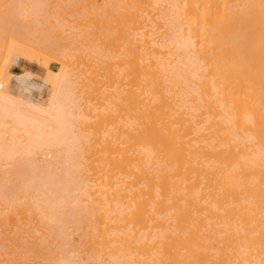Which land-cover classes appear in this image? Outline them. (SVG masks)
<instances>
[{
    "label": "bare ground",
    "instance_id": "obj_1",
    "mask_svg": "<svg viewBox=\"0 0 264 264\" xmlns=\"http://www.w3.org/2000/svg\"><path fill=\"white\" fill-rule=\"evenodd\" d=\"M86 1L82 6V0H21L30 25L25 41L40 57L60 60L67 54L63 50L72 52L68 45L65 50V36L58 39L54 34V43L50 37L55 36L49 35L57 28L47 33L54 24L44 32L33 23L43 20L44 12L49 16L42 24L60 17L73 31L71 23L90 20L87 27L96 26L99 34L94 26L89 28L95 34L82 32L88 37L87 51L94 56L91 38L98 35L107 49L103 62L109 70L119 69L112 114H103L106 106L97 116L92 114L87 104L96 98L92 72L83 70L90 76L83 77L81 85L80 59L71 70L63 59L65 64L57 60L64 65L60 70L48 68L44 83L50 82L52 93L46 104L41 102L42 83L1 49L17 45L18 32L4 19L18 7L0 11V164L26 168L29 174L20 173L23 183L14 194L27 191L21 202L27 210L32 207L31 216L26 214L28 226L33 225H26L31 236L23 235L29 242L27 260L20 258V263L264 264V0ZM94 63L87 65L91 69ZM7 72L16 78L7 79ZM27 79L31 86L25 84ZM10 81L17 94L9 92ZM90 118L98 121L91 123ZM35 150L51 159H36ZM15 178L9 179L14 191L18 175ZM3 180L0 208L5 204L10 209L17 197L12 202L8 195V203ZM56 187L61 193L54 199L50 193ZM7 207L8 213L0 209L5 216ZM20 207H13L11 214ZM58 211L71 213L65 220L69 226L61 224L70 239L79 229L83 233L79 246L72 245L70 252L59 244L55 254V243L48 239L51 246L44 245L48 237L43 240L40 232L62 214ZM11 230L1 231H8L9 238ZM1 238L0 264H10L5 242L13 239ZM15 239L17 248L23 247L18 236Z\"/></svg>",
    "mask_w": 264,
    "mask_h": 264
},
{
    "label": "rangeland",
    "instance_id": "obj_2",
    "mask_svg": "<svg viewBox=\"0 0 264 264\" xmlns=\"http://www.w3.org/2000/svg\"><path fill=\"white\" fill-rule=\"evenodd\" d=\"M9 0H0V11H6L7 12V10H9V9H11V8H13L15 5V7L14 8H17L18 10H16V12H15V14L14 15H9V11H8V15H7V18L6 19H4V21H7V22H5L6 23V25H8V24H10V26L15 30V31H17L18 32V42H17V45H13V44H10V43H8V44H6V46H5V48H1L2 49V51L5 53V54H7L9 57H12L13 58V61L15 62V63H18V64H20V65H22V66H24L25 68H27V69H31V74H30V77L32 78V79H34L35 81H37L38 83H42V87L39 89V91H40V94H41V98H40V101L41 102H43L44 104H46L47 102H48V100H49V96L51 95V93H52V85L50 84V82H45L44 83V78H47V74H46V72H47V70H48V68L50 67V68H52V70L53 71H58V70H60L61 69V67H62V63H60V62H57V60H55V58H54V60H53V58H51V57H48V58H45V57H40L39 55H37V54H35L34 52H32L29 48H28V46H27V43H26V41H25V33H26V31H27V28H28V30L30 29L28 26H30V25H27V24H29V22H28V20H27V17H26V15L24 14V11H23V8H24V4H22L20 1L21 0H11V1H9ZM37 1V0H36ZM38 1H40V0H38ZM82 1H84V3L83 2H81V5H82V3L84 4V5H82V6H86V3L85 2H87L86 0H82ZM17 2H19V3H17ZM78 2H79V0H78ZM80 3V2H79ZM18 4V5H17ZM98 7H100V1L98 2ZM13 11V10H12ZM6 12H5V14H6ZM2 13H4V12H2ZM11 13V12H10ZM42 13V12H41ZM45 13V12H44ZM43 13V15L42 16H44V18H43V20H42V18L41 19H39L38 20V22H36L39 26H37L36 25V23L34 22L33 24L35 25L34 27L35 28H38V30H40V31H43L44 30V32H46L47 30L46 29H52V27H53V29L52 30H49V31H47V33L49 34L50 33V31H53L54 29H56L57 28V31L55 32V31H53L52 33H51V35H49V36H55L56 34H59L58 35V39H60V37H62L63 38V36H65L64 38H65V40L64 39H62L63 41H65V42H67V41H69V40H71V41H69V42H67V43H69V44H67V43H65V42H63L62 44L64 45V47L65 48H67V45L68 46H70V47H68V48H70L69 50H71L72 52H74L73 53V55H72V52L70 53V51H69V53L68 52H66V51H64L63 49V53L65 54V53H67V54H65L66 56H62L61 57V62H63L62 61V59L64 60V62L66 63V61H67V64L65 65V67L67 66V68H69L70 70L73 68V65L75 66V63L77 62V64H79L81 61H82V66L81 65H78L77 67L78 68H80L79 70L80 71H82V72H79V70H78V68H77V70H78V72L76 71V68L74 67V69H75V71L79 74V76H81L80 74H84V76H81L82 77V79L81 78H79V81L78 80H76V82L78 81V82H80V79L82 80V82H80L81 83V85H82V83H83V80L87 77L88 78V76H90V75H88V74H90L91 72V77H92V81L90 82V84H91V86H93V88H94V90H95V96H96V98H95V100L94 101H88L87 102V104H88V106H89V108H91V109H93V115L95 116H97L98 114H99V112H101L100 110H102V108L104 107V106H106L107 108H108V111L106 112H104L103 114H107V113H109V114H112L111 112H112V102H113V100H117V98H116V96H117V93H119V83H118V77H120L119 76V74H117L118 72H119V69L115 66L112 70H109L108 68H107V66H106V64L103 62V58L106 56V52H107V49L106 48H103L102 47V44H101V40H99L98 38H97V36H95L94 38H91V39H94V47H93V53H94V56H92V54H90L89 52L91 51V49H90V47H88V46H90L89 45V42H88V37H86L85 38V36L86 35H90V32L91 33H93L94 31H95V29H96V26H94V25H89V26H91V27H93L92 28V30L94 29V31H91V29L89 28V26L87 27V23H86V21H90V20H86V19H83L84 17H82V15L81 16H79V17H82V19L83 20H81L80 19V22L81 23H79V20H76L77 21V23L78 24H76V21H75V17L73 18V20L72 21H75V24H72L71 23V26L72 25H74V26H72V28L74 29V27L77 29V30H79L78 32H80L79 33V35L81 36H78V32H77V36L75 37L74 36V34H75V31H76V29H75V31H73V30H71V27H70V29L69 28H66V27H68L67 26V21H66V23H65V19L63 20L62 18V20L63 21H61V19H59V18H57L56 17V19H57V21H56V19L54 18V17H52L51 19H49V23H46L47 22V20L45 19V18H47L49 15H47L48 13L46 12L45 14ZM0 15H1V12H0ZM40 15V17H42ZM47 15V16H46ZM4 16V15H3ZM86 18V17H85ZM56 21L55 23H53L54 22V20ZM71 19V18H70ZM42 20V21H41ZM52 20H53V22H52ZM84 20H85V23H84ZM9 21V22H8ZM44 21H46L45 23L48 25V26H46V24H44L46 27H48V28H45V27H43L44 25L42 24V22H44ZM40 22V23H39ZM58 22V23H57ZM64 22V23H63ZM91 22V21H90ZM61 24L60 26L62 27V29H61V27L59 28V25L58 24ZM86 25H84V24ZM51 24H54L53 26H51ZM69 24V23H68ZM80 24V25H79ZM90 24H92V23H90ZM40 25H42L41 27H40ZM79 25V27H83V29L82 28H80L81 29V31H80V29H78L77 28V26ZM9 26V25H8ZM51 26V27H50ZM63 27H64V29H63ZM87 29H86V28ZM43 28H45V29H43ZM68 29V31L66 30V29ZM60 31H59V30ZM89 29V30H88ZM37 30V29H36ZM37 30V32H39L41 35H42V33H43V35H46L44 32H40V31H38ZM71 30V31H70ZM97 30H99V29H96V32H97ZM101 30V29H100ZM72 32L73 31V33H71L72 35H73V38H72V35H70V32ZM89 31V32H88ZM55 32V33H54ZM60 32H61V34H60ZM64 32H65V34H64ZM82 32H86V33H82ZM96 32H94V34L96 33ZM100 33H102L101 31H99ZM48 34L46 35V36H48ZM55 34V35H54ZM84 34H86V35H84ZM97 34H99L98 32H97ZM61 35H63V36H61ZM67 35H68V37H67ZM83 35V36H82ZM92 35V34H91ZM60 36V37H59ZM56 37L57 36H55V37H50V39L51 40H53V42L55 43L56 41H57V39H56ZM69 37H70V39H69ZM91 37H93V36H91ZM53 38H55V40L56 41H54V39ZM67 39V40H66ZM74 39V40H73ZM81 39H84V40H81ZM90 39V37H89V41L91 40ZM61 40V41H62ZM86 40V41H85ZM60 41V40H59ZM80 41H83V42H80ZM85 41V42H84ZM74 42V43H73ZM88 42V44L87 45H85V43H87ZM61 43V42H60ZM80 44V45H78V44ZM81 43H84V44H81ZM62 44H57L58 45V47H60V50H61V48H63V46H59V45H62ZM71 44V45H70ZM74 44V45H73ZM91 44V43H90ZM93 44H91V45H93ZM73 45V46H72ZM82 45V48L80 47ZM87 46V47H85V46ZM77 46H78V48H77ZM68 48L67 49H65V50H67L68 51ZM77 49V51L79 52V54L77 53V51H76V49ZM81 50H80V49ZM87 48V49H86ZM58 49V48H57ZM73 49V50H72ZM75 49V50H74ZM87 50H89V52L87 51ZM76 52V53H75ZM87 52V53H86ZM61 53V52H60ZM80 53H82V54H80ZM86 53V54H85ZM64 54H62V55H64ZM59 55H61V54H59ZM68 55V56H67ZM76 55V56H75ZM81 55V56H80ZM86 55V56H85ZM92 56L93 57V59H92V61H91V64L93 63V62H95L94 64H93V68H92V66H91V69L89 68V66L88 65H91L89 62H90V60H89V56ZM73 56L74 57V60L73 61H71L72 59H73V57L71 58V57ZM81 57V58H78V57ZM84 58H83V57ZM71 58V59H69V58ZM76 57V58H75ZM65 58V59H64ZM67 58V59H66ZM51 59V60H50ZM79 59H80V61H79ZM87 59V60H86ZM90 59H91V57H90ZM60 60H58V61H60ZM69 60V61H68ZM79 61V63H78V61ZM74 61H75V63H74ZM63 62V63H64ZM89 64H88V63ZM64 63V64H65ZM71 63V65L69 66V64ZM74 63V64H73ZM84 63V64H83ZM88 65H87V64ZM62 64V65H61ZM88 66V68H87V66ZM69 66V67H68ZM72 66V67H71ZM63 67H64V65H63ZM71 67V68H70ZM117 68V69H116ZM19 69L20 68H15V70H14V72H19ZM65 70H62V71H66V68H64ZM88 69V70H87ZM95 71H94V70ZM68 70V69H67ZM83 70H85L86 72H90V73H88L87 75L88 76H85L86 74H85V71H83ZM90 70V71H89ZM69 71V70H68ZM93 71H94V73H93ZM69 72H71V71H69ZM72 72H73V70H72ZM77 74V75H78ZM82 74V75H83ZM74 75V73L72 74V77L73 78H75V75ZM78 76V77H79ZM6 77H7V79H10V80H13V79H15L16 78V76L14 75V74H11V73H9V72H7L6 73ZM77 77V76H76ZM83 77H84V79H83ZM75 79H78V78H75ZM74 79V80H75ZM25 82V84L26 85H29V86H31V81H30V79H27V80H25L24 81ZM77 84V83H76ZM71 85H73V84H69V86H71ZM79 85V84H78ZM81 85H79V86H81ZM76 85L74 84V87H75ZM79 86H76V87H78L79 88ZM7 87H8V89H9V92H11V93H14V94H17L18 93V89L16 88V86L13 84V83H11V81L7 84ZM70 90H72L71 88H70ZM70 90H69V92H70ZM19 95V94H18ZM115 114H117V113H115ZM114 115V114H113ZM116 116V115H115ZM91 123H93V122H96V121H98V119L96 118V119H92V118H90V120H89ZM112 126V124L110 125V127ZM117 126H119V121L117 120ZM109 127V128H110ZM114 127H116V125H114V126H112L111 127V129H115ZM118 130H116V132H117ZM21 143H23V142H21ZM34 155H35V158L36 159H39V160H42V159H48V160H50L51 159V157L50 156H46V155H44L43 156V154L39 151V150H35L34 151V153H33ZM46 156V157H45ZM6 165H8V167L6 166ZM6 165H4V164H0V178H1V180H3V179H5V181H6V186H8V188L5 190V191H8V193L7 192H5V193H7V197H8V203L11 201V199H12V202H13V198L12 197H17L16 195L19 193V191H18V193H17V191H16V189L17 190H19L18 188L20 187V185H21V183H23V180L22 181H19V180H21L22 179V177H21V174H24V172H25V174H24V176H26L27 174H29V173H26L27 172V170H25L26 168L24 167V169L22 170V168H21V166L22 165H20V166H17L18 168L20 167V169H18L17 167H16V164L14 165V164H6ZM14 165V166H13ZM6 166V167H5ZM2 167H5V170H3V168ZM11 167H13V168H11ZM15 168V169H14ZM7 170H10V171H7ZM11 170L13 171L12 173H11ZM17 171H20L19 173L17 172ZM3 172H5L4 174H3ZM12 174V175H14V174H16V175H14V176H12L13 177V179H11L12 181L14 180V177H16L17 178V175H18V178L16 179V183L14 182V187H16L17 186V188H14L15 189V191L13 190V186L11 187V183H12V181L10 180V182H9V179L10 178H12L11 177V175L9 174ZM23 172V173H22ZM18 173V174H17ZM21 173V174H20ZM5 174H7V175H9V176H7V175H5ZM65 174H63V177H65L66 178V176H64ZM4 176H5V178H4ZM21 177V179H19ZM25 178V177H24ZM46 178V177H45ZM44 179V178H43ZM18 180V181H17ZM41 180V179H40ZM64 180V179H63ZM41 181H43V180H41ZM3 182H4V180H3ZM3 182H0V184L2 183V185H4L3 184ZM10 184H9V183ZM20 182V183H19ZM65 182V181H64ZM38 183V182H37ZM66 183V182H65ZM13 184V183H12ZM15 184H16V186H15ZM20 184V185H19ZM39 184H40V182H39ZM18 185H19V187H18ZM66 185V184H65ZM22 187V191H25V189H24V187H23V185L21 186ZM61 187V186H60ZM10 188H12V190L10 189ZM2 189V188H1ZM4 189H5V187H4ZM24 189V190H23ZM60 189V188H59ZM59 189H57V187H56V190H58L59 191ZM55 189H54V192H53V189H52V193H50V194H52L53 195V198L54 199H56L55 198V196H54V194H56V197H57V194H58V196H60V194L59 193H61V189H60V192H58V191H56ZM10 191V192H9ZM13 191V193H11ZM21 191V190H20ZM2 192V191H1ZM56 192H58V193H56ZM3 194H4V191L2 192ZM14 193H17L16 195L14 194ZM15 196H14V195ZM21 194L23 195V194H25V196H26V194H27V191H25V193L23 192V193H20L19 194V197H20V201L18 202V199H19V197H17V198H14V202L13 203H9L12 207H10V209H12V210H10L9 209V207H7L5 204V206L3 205V207L5 208V210H6V207H7V209H9V214H7L6 216L4 215V213L6 212V213H8V210H6L5 212H4V209L3 210H0V211H3V212H0V222H2V224L0 223V227H1V230H3L4 231V229L6 228L7 229V227H8V230L10 231L11 229H9L10 227H11V225H12V227H14V228H17V229H15L14 230V228L11 230V232H10V234H12V235H9V236H11V237H7L6 235L7 234H9V233H7L8 231H6V232H2L1 230H0V238L1 239H4L5 237L7 238V240H9V239H13V241H10L9 240V242L8 241H6L5 243H6V246L8 247L7 248V253L9 252V255L7 254V260H9V263L10 264H17V262H18V264H22L23 262H26V260H27V258H26V253H25V251L26 250H28V244H29V242H26V241H28L27 240V238H25V237H28V235L29 236H31L30 234H28L27 235V230H26V228H27V226L29 225L28 223H27V218L29 219L30 217H28V215H26V214H28V212H29V215H30V207H31V205L29 204L30 202H29V199L27 200V198H26V200L28 201V203H27V201H26V205L27 206H29L28 207V210L27 209H25V208H27V207H25V204H24V207H23V203H25V202H21V198L23 199V200H25L24 198L25 197H23V196H21ZM6 194H4L3 196L4 197H2V198H7L6 196H5ZM11 196V199L9 198V196ZM2 196V195H1ZM27 197V196H26ZM52 197V196H51ZM58 198V197H57ZM10 199V200H9ZM5 200L6 199H3V203H5ZM22 200V201H23ZM21 204L22 203V208L19 206V204ZM21 202V203H20ZM17 203V204H16ZM6 204H7V200H6ZM14 204H16L17 205V207H20V208H17V209H19L17 212H19L20 211V213H22L23 212V209H24V212L20 215V213H18V215H14V214H16L17 212L15 211L13 214H11V212L12 211H14V210H16V209H14V208H16V205L14 206ZM32 204V203H31ZM1 205V204H0ZM33 205V204H32ZM2 207V208H3ZM14 207V208H13ZM2 208H0V209H2ZM21 210H22V212H21ZM31 210H32V207H31ZM58 212H60V213H62V211H58ZM5 213V214H6ZM70 213V212H69ZM69 213H67L66 215H69ZM32 214V213H31ZM58 214V213H57ZM57 214H56V217H55V220L54 221H52V225H54V227H52V225L50 226L49 224L47 225V226H50V227H48V230H45L46 231V234L45 233H42V232H45L44 230L43 231H41L40 233L41 234H44V235H41L44 239L43 240H45L46 239V237H48L45 241H42L43 243H44V245H46V246H51L49 243H51L52 244V242H49L48 241V239L49 240H51L52 239V241L55 243V247H51L52 248V250H55L54 252H55V254H58V251H56L57 250V248H59L58 246H57V248H56V245H62V244H64L65 246H68L67 248H66V250H69L70 252H71V250H72V245L73 246H79V244H80V239L79 238H81V235H80V232H82V229H79L80 230V232H78L77 234H75L74 233V237H73V239H72V237H71V239H70V237H68L67 235H69V234H67V233H70V232H67L66 230H68L67 228H66V226H69L68 225V223L70 222H65V220H66V215H65V213H64V215H63V213L59 216H57ZM71 214V213H70ZM1 215H2V217H1ZM22 216V217H20V216ZM4 216H5V218H4ZM18 216L20 217L19 219H18ZM26 216V217H25ZM31 216V215H30ZM61 216H62V218H61ZM73 216V215H72ZM7 217L9 218V219H7ZM26 219H25V218ZM60 217V218H59ZM69 217V216H68ZM71 217V216H70ZM14 218V219H13ZM22 218H24L23 220H22ZM56 218H57V220H56ZM59 218V219H58ZM71 218H73V217H71ZM70 218V219H71ZM2 219V220H1ZM64 220V221H60V220ZM76 219V218H75ZM7 220H9V222L7 221ZM13 220V221H12ZM25 220H26V222H25ZM19 221V222H18ZM56 221V222H55ZM72 221V220H71ZM75 221V220H74ZM8 222V223H7ZM11 222V223H10ZM14 222V223H13ZM28 222H31L30 221V219H29V221ZM55 222V223H54ZM59 222V223H58ZM67 224L65 227H63L64 229H66V230H63L62 229V225L64 226V224L65 223ZM10 223V224H9ZM64 223V224H63ZM75 223V222H74ZM14 224H16V225H14ZM20 224V225H19ZM22 224V225H21ZM58 224V225H57ZM62 224V225H61ZM27 225V226H26ZM17 226V227H16ZM22 226H23V228H22ZM25 226V227H24ZM33 226V225H32ZM32 226H28V228H31ZM76 227H77V224L75 225ZM11 227V228H12ZM3 228V229H2ZM54 228V229H53ZM50 229V230H49ZM14 230V232H15V234L17 233V231H18V233L16 234V236H15V234L12 232ZM19 230L20 231H22V232H19ZM53 230H54V232H53ZM57 230V231H56ZM59 230V231H58ZM78 230V231H79ZM35 231V230H34ZM49 231V233H48V235H47V232ZM66 232V233H62V232ZM70 231V230H69ZM50 232H51V234H50ZM59 234H58V233ZM20 233H22V235L20 234ZM24 233V234H23ZM34 233V232H33ZM32 233V236L34 237V234ZM37 233V232H36ZM83 233V232H82ZM81 233V234H82ZM57 236V238H54V237H56L55 235ZM61 234V235H60ZM67 234V235H66ZM23 235H26L25 237L23 236ZM46 235V236H45ZM50 235L52 236V238H50ZM65 236L64 238H62V236ZM17 236H18V242L20 243V246H21V244L23 245V247H19V248H17V245H19L18 243H16L17 242V239H15V237L17 238ZM22 236V237H21ZM78 236V237H77ZM4 237V238H3ZM20 237V238H19ZM23 238V239H22ZM25 238V239H24ZM35 238V237H34ZM34 238H33V240H34ZM38 238H39V234H38ZM66 238V239H65ZM21 239V240H20ZM42 238H40V240H41ZM55 239H56V241L58 242V244H56V242H55ZM58 239H59V241H58ZM62 239V240H61ZM65 239V240H64ZM6 240V239H5ZM38 240V239H37ZM40 240H38L37 242H39ZM63 240H64V243H60L61 241L63 242ZM68 240V241H67ZM76 241L75 243L73 242L72 243V241ZM14 241H15V243H14ZM24 241V242H23ZM30 241H32L31 239H30ZM46 241H48V243L46 244ZM13 242V243H12ZM35 242H36V240H35ZM67 242V245L65 244ZM69 242V243H68ZM79 242V243H78ZM11 243V244H10ZM28 243V244H27ZM77 243V244H76ZM26 244H27V246H26ZM75 244V245H74ZM59 245V246H60ZM64 245H62V246H60L61 248H64L65 249V247H64ZM70 245V246H69ZM26 246V247H25ZM25 247V248H24ZM13 248V249H12ZM14 248H16V249H14ZM60 248V250H62V251H64L63 249H61ZM9 249V250H8ZM19 249V250H18ZM71 249V250H70ZM12 250V251H11ZM15 251H19L20 253H18V252H15ZM21 251L23 252V253H21ZM69 251H66V253L67 252H69ZM14 252V253H13ZM61 252V251H60ZM70 252L68 253V254H70ZM10 253H11V256L12 257H10L9 258V256H10ZM24 253L26 254V255H24ZM28 253V252H27ZM61 253H65V251L64 252H61ZM61 253H59V255L61 254ZM16 256H15V255ZM18 254H19V257H18ZM61 256V255H60ZM64 256H65V254H64ZM29 257V256H28ZM65 257H67V255L65 256ZM19 258V259H18ZM22 259V261L23 260H25V261H23L22 263H20V261H21V259ZM11 259V260H10ZM15 259V260H14ZM17 260V261H16ZM39 260H40V258H39ZM38 260V261H39ZM11 261H12V263H11ZM45 263L47 262V260L46 261H44ZM29 263V262H28ZM27 263V264H28ZM41 263H42V261H41ZM48 264H49V262H47ZM46 263V264H47ZM26 264V263H25ZM43 264V263H42Z\"/></svg>",
    "mask_w": 264,
    "mask_h": 264
}]
</instances>
